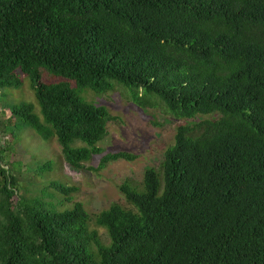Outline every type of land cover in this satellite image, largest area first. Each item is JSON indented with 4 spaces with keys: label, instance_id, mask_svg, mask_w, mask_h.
Instances as JSON below:
<instances>
[{
    "label": "trees",
    "instance_id": "1",
    "mask_svg": "<svg viewBox=\"0 0 264 264\" xmlns=\"http://www.w3.org/2000/svg\"><path fill=\"white\" fill-rule=\"evenodd\" d=\"M19 74L42 119L21 101L5 106L13 124L55 137L75 169L102 153L112 118L83 89L120 84L190 121L158 168L119 185L129 206L92 216L59 208L76 190L61 182L60 200H13L14 167L0 165V264H264V0H0V87ZM134 157L104 153L98 168Z\"/></svg>",
    "mask_w": 264,
    "mask_h": 264
},
{
    "label": "rangeland",
    "instance_id": "2",
    "mask_svg": "<svg viewBox=\"0 0 264 264\" xmlns=\"http://www.w3.org/2000/svg\"><path fill=\"white\" fill-rule=\"evenodd\" d=\"M19 76L23 80L19 87H0V148L6 149H3L4 161L1 160L0 165L5 168L14 167L10 173L17 179L18 190L14 192L13 200L19 195L60 200L64 194L55 190L51 183L61 182L76 190L69 193L72 200L65 201L60 209L80 201L92 216L113 202L129 206L119 185L125 179L140 184L146 168H158L165 149L174 142L177 126L190 121L174 118L157 100L154 106L141 107L135 104L130 90L120 84H115L112 90L103 93L83 89L82 97L104 105L112 118L107 123L106 135L98 144L102 153L93 155L90 160L82 162L80 169H75L64 159L55 137L45 140L31 127L19 122L13 124L17 119L11 116L5 106L21 101L32 103L34 112L42 119L27 77L23 74ZM42 77L46 82L59 79L46 70H42ZM207 117L202 115L200 118ZM10 119L12 125L6 126V130L3 124H10ZM118 151L128 152L135 157L129 161H111L103 168H98L104 153ZM47 162H50V167H46L45 171L37 169L36 165ZM44 192L52 193L53 196H43ZM91 227L97 229L102 242H109L103 227L93 221Z\"/></svg>",
    "mask_w": 264,
    "mask_h": 264
}]
</instances>
